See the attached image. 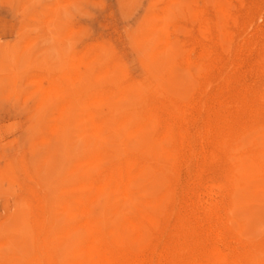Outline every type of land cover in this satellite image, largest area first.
Wrapping results in <instances>:
<instances>
[{
	"label": "rangeland",
	"instance_id": "1",
	"mask_svg": "<svg viewBox=\"0 0 264 264\" xmlns=\"http://www.w3.org/2000/svg\"><path fill=\"white\" fill-rule=\"evenodd\" d=\"M88 226L264 264V0H0V264H84Z\"/></svg>",
	"mask_w": 264,
	"mask_h": 264
},
{
	"label": "bare ground",
	"instance_id": "2",
	"mask_svg": "<svg viewBox=\"0 0 264 264\" xmlns=\"http://www.w3.org/2000/svg\"><path fill=\"white\" fill-rule=\"evenodd\" d=\"M218 2V1H217ZM167 4V3H166ZM221 12V11H220ZM223 13V12H222ZM194 20V19H193ZM214 25V24H213ZM193 55V54H192ZM195 114V113H194ZM187 121V120H186ZM153 127V126H152ZM95 128V127H94ZM87 130V129H86ZM140 130V129H139ZM166 130V129H165ZM97 132V131H96ZM244 165H242L241 170L242 172L238 174L239 177H242L244 179H249L251 176H255L256 175V169L255 167L251 166L252 163L249 161H246L245 163H243ZM142 213V212H141ZM144 214V213H143ZM146 214V213H145ZM144 218L147 220V222L149 221L148 215H145ZM148 229V228H147ZM88 232L89 237H90V241H89V246L86 249V256H85V261L84 264H116L119 260H117V256L115 259L112 254H110V251H108L107 249L103 248V245L101 244L100 240L98 238H95L94 235V231L96 230V228H94L93 226H88ZM117 240L129 247H135L136 244L140 245L141 247L147 246L144 245V238L143 235L140 233V228L138 226V224H135L133 222H128L124 227H123V234H120L117 236ZM209 242V241H208ZM148 243V242H147ZM118 245V244H117ZM215 245V244H214ZM126 247V246H125ZM124 248V247H123ZM127 248V247H126ZM142 250V248H139ZM144 250V249H143ZM218 250V249H217ZM240 251V250H239ZM211 252V251H210ZM214 252V251H213ZM219 252V250H218ZM224 252V251H223ZM123 253V252H122ZM220 253V252H219ZM218 253V254H219ZM214 254L216 253H212V255L214 256ZM115 255V254H114ZM125 255V254H124ZM219 256V255H218ZM223 256V255H221ZM225 256V255H224ZM217 257V256H216ZM253 257V256H252ZM215 258V257H214ZM214 258H212L213 260H215ZM219 258V260H218ZM216 258L218 262L215 261V264L222 262L220 264H227L226 259L224 260L223 258H220V256ZM120 259V258H119ZM117 260V262H116ZM223 260V261H220ZM232 260V259H231ZM121 261V260H120ZM212 261V260H210ZM122 262V261H121ZM195 262V261H194ZM193 262V263H194ZM230 262V261H229ZM123 263V262H122ZM192 263V264H193ZM210 263V262H209ZM118 264V263H117ZM124 264V263H123ZM196 264V263H195Z\"/></svg>",
	"mask_w": 264,
	"mask_h": 264
}]
</instances>
